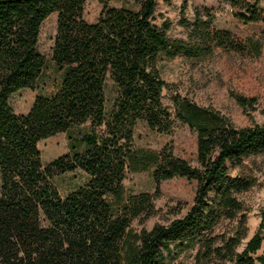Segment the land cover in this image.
Returning <instances> with one entry per match:
<instances>
[{
  "label": "trees",
  "instance_id": "16d2710c",
  "mask_svg": "<svg viewBox=\"0 0 264 264\" xmlns=\"http://www.w3.org/2000/svg\"><path fill=\"white\" fill-rule=\"evenodd\" d=\"M87 0H0V264H165L170 243H193L203 263L264 264L256 255L263 240L264 206L254 238L246 237V208L238 195L255 185L233 169L264 155V124L236 128L219 113L180 96L173 112L163 104L168 85L157 68L160 55L198 60L215 47L245 52L255 48L213 28L197 13L187 40L169 39L167 25L153 23L157 0H142L136 11L102 10L94 23L84 17ZM169 3L172 0H163ZM245 23H264V14L248 0H224ZM56 15L52 61L62 71L57 90L37 96L26 115L9 105L12 95L34 88L45 68L38 53L42 24ZM251 46V47H249ZM113 90L110 98L109 90ZM242 109L254 99L235 96ZM171 134L175 122L196 134L191 165L167 148L134 149V128ZM68 135L69 152L48 164L38 143ZM152 167L159 184L174 178L195 182L184 216L151 230L132 229L134 221L154 214L149 194L125 195L127 172ZM76 170L87 181L61 196L53 178ZM155 196V197H156ZM232 225L221 231L224 223Z\"/></svg>",
  "mask_w": 264,
  "mask_h": 264
},
{
  "label": "rangeland",
  "instance_id": "374dc122",
  "mask_svg": "<svg viewBox=\"0 0 264 264\" xmlns=\"http://www.w3.org/2000/svg\"><path fill=\"white\" fill-rule=\"evenodd\" d=\"M142 0H107L113 8H125L136 11ZM256 3L257 9L264 14V0H248ZM102 10L98 0H87L83 17L88 23H94ZM238 12L224 0H172L165 3L157 0L153 23L158 27L167 25L169 39L187 40L188 27L197 13L202 19L210 18L214 29L228 32L231 37L242 43H255V49L245 52L226 50L215 47L211 56L188 60L186 58L160 55L157 68L168 88L162 92V102L173 112L172 97L180 96L196 105L219 113L236 128H247L264 124V23H245L234 16ZM56 34V15H51L41 26L38 53L44 58L45 68L34 88L23 89L11 96L9 105L17 115H26L37 96H51L58 88L62 71L52 61V48ZM251 47V46H249ZM113 98V90H109ZM235 96L254 99L253 108L242 109L234 100ZM60 133L42 140L37 147L43 164L68 154V135L76 136L78 131ZM167 148L172 153L195 165L196 134L187 125L178 121L171 134H163L149 129L143 121L134 128V149L159 152ZM152 167L144 171H128L122 182L125 195L149 194L154 196V214L146 220H136L132 229L136 232L142 228L151 230L155 225H167L172 220L184 216L192 204L195 182L185 178H174L159 184L156 196V184L152 178ZM252 177L255 185L248 192L238 195L246 208V237L237 248L241 252L251 241L261 223L260 212L264 206V155L247 159L243 167L233 169ZM87 181V176L76 170L55 176L54 187L61 196L74 191ZM1 186V179H0ZM156 196V197H155ZM232 225L227 222L221 231L229 230ZM263 240L256 255L264 253ZM198 246L193 243H170L164 250L165 264H230L212 261L203 263L197 256Z\"/></svg>",
  "mask_w": 264,
  "mask_h": 264
}]
</instances>
